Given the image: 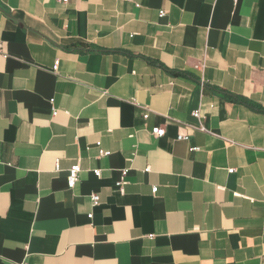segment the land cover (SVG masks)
<instances>
[{
  "label": "crops",
  "instance_id": "crops-1",
  "mask_svg": "<svg viewBox=\"0 0 264 264\" xmlns=\"http://www.w3.org/2000/svg\"><path fill=\"white\" fill-rule=\"evenodd\" d=\"M24 263L264 264V0H0V264Z\"/></svg>",
  "mask_w": 264,
  "mask_h": 264
},
{
  "label": "built area",
  "instance_id": "built-area-1",
  "mask_svg": "<svg viewBox=\"0 0 264 264\" xmlns=\"http://www.w3.org/2000/svg\"><path fill=\"white\" fill-rule=\"evenodd\" d=\"M55 2L57 3H61V4H67L68 3V0H54ZM123 2H127L129 0H121ZM164 16V12H159V17H162ZM57 67V62L54 63L53 65V70L56 69ZM148 116V114L145 112L143 114V118L146 119ZM192 116L194 118H198L199 117V113L198 111L196 112H193L192 113ZM202 130V129H201ZM151 134L155 137H162L164 135V129L161 128V127H153L151 129ZM177 140H181V141H187L188 140V136H183V135H178L177 136ZM100 142H96L95 146L97 147L98 149V155L99 156H108L109 155V152L103 150L101 147H100ZM198 150V147H191L189 148V151H197ZM56 170H58V165L56 166ZM149 169L146 168L144 171H148ZM80 172V167L79 165L76 163V164H73L69 169H68V172H67V176H66V183H67V187L69 189H72L75 185V183L77 182L78 180V174ZM229 173H232L233 170L230 169L228 170ZM94 174V176L98 177L100 175V172L99 170H93L92 172ZM128 173V169H121L120 170V176H119V179L118 181L115 183V185L118 187L119 191L120 192H123V187L124 185L126 184V175ZM152 193H155L156 192V188L153 187L152 190H151ZM90 200H91V204L92 206H97L98 203H99V197L96 195V194H92L90 196ZM87 217L90 219L92 217V214H88ZM26 264V263H24Z\"/></svg>",
  "mask_w": 264,
  "mask_h": 264
},
{
  "label": "trees",
  "instance_id": "trees-1",
  "mask_svg": "<svg viewBox=\"0 0 264 264\" xmlns=\"http://www.w3.org/2000/svg\"><path fill=\"white\" fill-rule=\"evenodd\" d=\"M234 99H236V100H238L239 102L244 103V104L247 103L244 99H241V98H234Z\"/></svg>",
  "mask_w": 264,
  "mask_h": 264
}]
</instances>
